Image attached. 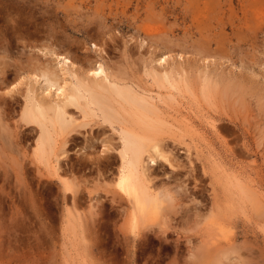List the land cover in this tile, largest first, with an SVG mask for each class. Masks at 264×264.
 <instances>
[{"label": "rangeland", "instance_id": "obj_1", "mask_svg": "<svg viewBox=\"0 0 264 264\" xmlns=\"http://www.w3.org/2000/svg\"><path fill=\"white\" fill-rule=\"evenodd\" d=\"M204 4L208 10L202 14ZM259 7L264 8V0H0V93H4L0 123H5L0 125V264H219L216 247L226 239L220 232L212 238L213 228L203 221L215 201L219 214L229 203L221 169L218 177L213 174L210 150L205 168L203 161L194 159L193 173L189 167L159 171V179L172 188L182 190L181 183L187 187L177 210L169 212L166 237L156 231L155 218L148 234L134 239L121 217L114 224L117 210L106 202L102 214H96L99 224L85 228L91 239L82 250L73 246L61 227L57 181L40 174L24 156L36 131L17 126L18 111L30 69L37 62L56 63L46 48L67 53L83 70L102 59L107 65H126L138 78L145 77L140 70L147 64L159 70L171 64L184 67L193 77L200 71L228 77L225 80L239 78L262 93L264 18L253 14ZM161 53L166 54L162 62L157 60ZM13 81L15 91L5 94L1 88ZM215 94V101L211 97L199 106L193 104L199 116L192 112V120L226 165L240 176H250L264 194V106L257 104L262 99L250 93L242 104L235 94L216 95L222 99ZM175 107L188 111L183 104ZM204 115L217 119L218 136ZM9 132L15 145L4 140ZM70 151L73 154L74 149ZM177 154L188 163L182 145ZM164 172L172 176L166 178ZM99 194L105 196L103 190ZM234 202L237 207L220 219L227 227L232 224L230 235L243 260L232 256L220 264H264V199L257 205ZM203 247L208 250L204 256Z\"/></svg>", "mask_w": 264, "mask_h": 264}, {"label": "bare ground", "instance_id": "obj_2", "mask_svg": "<svg viewBox=\"0 0 264 264\" xmlns=\"http://www.w3.org/2000/svg\"><path fill=\"white\" fill-rule=\"evenodd\" d=\"M204 5L202 14L208 10ZM253 14L258 19L264 18V8H255ZM46 49L56 63L53 66V62H37L30 69L27 88L21 93L24 99L18 111L17 126H29L36 131L31 146L23 151L24 156L30 157L40 174L57 181L61 193V227L73 246L87 250L91 237L85 233V228L99 224L101 218L96 214H102L106 202L117 210L114 219L112 217L114 224L121 217L124 229L134 239L147 235V229H151L158 219L156 231L166 237L170 227L169 212L177 210V204L187 194V187L181 183L178 187L182 190L172 188L159 179V171L169 169L171 173L189 167V172L193 173L194 159L204 163L208 156L206 150H210L214 176H219V169L223 173L229 203L225 212L237 207L234 200L257 205L261 197L264 199L263 192L254 186L251 177L240 176L232 166L226 165L217 149L211 147L213 143L192 120V112L199 116V111L192 108L193 104L199 106L201 100L207 102L212 98L213 101L215 92L221 96L229 94L230 98L235 94L242 100L246 94H258L262 100L259 99L257 104L263 108V88L262 93L256 89L252 91L245 85L247 82L243 84L239 78L237 81L225 80L226 76L214 78L207 73L200 74V71L194 78L184 67L176 68L171 64L159 70L146 63L140 70L145 77L139 75L138 78L133 71L129 73L126 65L111 66L102 59L83 70L76 67L67 53ZM165 59V53L157 58L160 62ZM13 83L1 88L5 94L15 91ZM2 92L0 97L3 99ZM217 94L216 98L219 97ZM176 104H183L188 111L178 109ZM205 119L218 136L217 119L209 115ZM4 124L0 123L1 126ZM12 135L9 132L4 140L15 145ZM179 145L188 155L187 164L177 154ZM71 148L75 153L71 154ZM171 176L164 174L166 178ZM100 190L105 192L104 197L99 194ZM216 204L215 201L203 221L213 228L212 238L220 232L226 239L216 247L215 256L219 258V264L232 256L241 259L243 255L235 249L230 235L232 224L227 227L223 223L220 218L225 212L219 214ZM187 242L190 243V239ZM193 247H188L189 254L193 253ZM207 252L205 247L200 249L202 256Z\"/></svg>", "mask_w": 264, "mask_h": 264}]
</instances>
